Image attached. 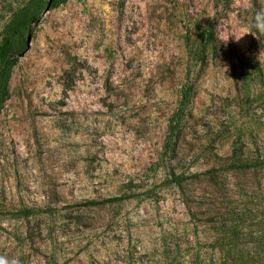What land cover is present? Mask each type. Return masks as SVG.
Instances as JSON below:
<instances>
[{
    "label": "rangeland",
    "instance_id": "1",
    "mask_svg": "<svg viewBox=\"0 0 264 264\" xmlns=\"http://www.w3.org/2000/svg\"><path fill=\"white\" fill-rule=\"evenodd\" d=\"M47 3L0 0V46L39 16L0 72V257L264 263V0Z\"/></svg>",
    "mask_w": 264,
    "mask_h": 264
},
{
    "label": "trees",
    "instance_id": "2",
    "mask_svg": "<svg viewBox=\"0 0 264 264\" xmlns=\"http://www.w3.org/2000/svg\"><path fill=\"white\" fill-rule=\"evenodd\" d=\"M53 2L54 0H52L51 3ZM38 20H39V16H35L31 19H26L25 14L21 10L9 21L4 31L3 42L0 46V72H2L5 69H9L16 62L15 53L11 51V45L13 42L14 35L18 32V30L21 27H26L27 31L31 33L33 28L30 25L32 23L37 22ZM4 92H6V88H4ZM186 99H187V94L184 93L183 96L181 97L177 110L174 112V114L170 118V123H169V128H168L169 129V139L164 148L165 149L164 151L166 153H168L169 148H170L171 137L175 134V131L178 128L181 116L183 114V108L186 105ZM257 166H262L261 162L256 161L254 163H249V164L233 165L232 167L238 168V169H244V168H250V167H257ZM182 181H183V178L173 175L174 183L180 184Z\"/></svg>",
    "mask_w": 264,
    "mask_h": 264
},
{
    "label": "clouds",
    "instance_id": "3",
    "mask_svg": "<svg viewBox=\"0 0 264 264\" xmlns=\"http://www.w3.org/2000/svg\"><path fill=\"white\" fill-rule=\"evenodd\" d=\"M253 28L259 32H264V11H261L256 15ZM0 264H19V261H8L6 258L0 257Z\"/></svg>",
    "mask_w": 264,
    "mask_h": 264
},
{
    "label": "water",
    "instance_id": "4",
    "mask_svg": "<svg viewBox=\"0 0 264 264\" xmlns=\"http://www.w3.org/2000/svg\"><path fill=\"white\" fill-rule=\"evenodd\" d=\"M51 2H52V0H48V3H47V5H46V7H45V11H44V12H46V11L49 10V7H50V5H51ZM29 42H30V38L27 37V39H26V45H27V46L29 45Z\"/></svg>",
    "mask_w": 264,
    "mask_h": 264
}]
</instances>
